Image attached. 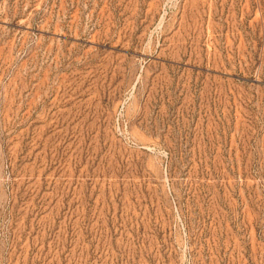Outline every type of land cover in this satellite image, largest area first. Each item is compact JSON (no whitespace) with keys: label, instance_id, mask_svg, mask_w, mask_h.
Here are the masks:
<instances>
[{"label":"rangeland","instance_id":"rangeland-1","mask_svg":"<svg viewBox=\"0 0 264 264\" xmlns=\"http://www.w3.org/2000/svg\"><path fill=\"white\" fill-rule=\"evenodd\" d=\"M0 264H264V0H0Z\"/></svg>","mask_w":264,"mask_h":264}]
</instances>
